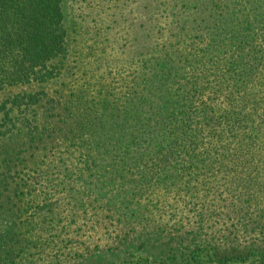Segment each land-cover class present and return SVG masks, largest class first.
I'll return each mask as SVG.
<instances>
[{"label":"rangeland","instance_id":"obj_1","mask_svg":"<svg viewBox=\"0 0 264 264\" xmlns=\"http://www.w3.org/2000/svg\"><path fill=\"white\" fill-rule=\"evenodd\" d=\"M60 6L66 50L50 76L0 88V102L17 96L4 107L13 125L0 111V155L19 162L10 264H264V0ZM219 90L215 116L236 104L249 116L235 135L192 130L159 165L161 130L127 147L133 125L179 120L183 103L195 125Z\"/></svg>","mask_w":264,"mask_h":264},{"label":"trees","instance_id":"obj_2","mask_svg":"<svg viewBox=\"0 0 264 264\" xmlns=\"http://www.w3.org/2000/svg\"><path fill=\"white\" fill-rule=\"evenodd\" d=\"M62 19L63 11L60 6V0H0V88L4 84L44 81L50 76L53 66L51 68L49 63L51 64V61L55 58L63 56L66 50V31ZM257 60L253 58L254 63H257ZM242 65L246 69L245 67L247 66L243 63ZM247 74L249 75L250 72H247ZM147 91L150 96H155L152 92L153 90ZM202 93V86L200 84L199 88H194L192 95L202 98ZM204 93L205 98L203 97V99L205 100L202 104L209 111H202L201 115H196L195 125H191L189 121L190 114L183 103L181 104L182 109L175 110V113L177 112L179 114V120H172L173 118L167 120L168 118L166 119V117L162 116L147 118L136 124L135 132H133V125L130 128L131 133L128 136L130 142L127 147L133 149L135 146L136 148L137 145H140L146 139V135L149 132L156 133L157 130H161V133L165 135V142L156 143L150 149L153 153L158 148L160 149L161 155L157 160V164L159 165L166 162L163 161V157L168 156L167 161H170L169 158H171L170 155L173 153L175 142L178 140L187 141V137L192 136V130L196 131L197 135H199L203 134L206 127L207 131L212 133V138H210L212 142L213 139L220 141L221 138L228 137L229 132L235 135L239 122H247L249 120V116L242 113L237 108V104L235 105V109L227 106L228 108L222 111V116H215L213 110L214 101H216V104L228 105V102L224 98V93L221 90L218 92L205 91ZM15 97L17 96H12L11 100H3L0 102V111L3 112L4 122L6 120L9 121V119L11 120L9 116H6V109L8 108L6 107L4 109V107L7 102L11 106L17 103ZM27 99L28 102L32 103L38 98L30 94ZM189 99L192 98L187 96L185 103H188ZM161 104L160 102L157 103L156 112L158 114L164 113ZM174 105L177 106V102L170 101V103H167L165 109H170ZM198 118H201V120ZM221 121H225V123L220 124ZM11 122L13 125L12 120ZM1 126H4V124L1 123ZM10 130L6 127L5 130H0V134ZM240 134L242 133L240 132ZM248 136H252V131ZM244 137L245 135H243ZM149 143L150 141L147 146L150 145ZM188 144L190 145L191 142ZM215 147L214 149L219 151L224 147V144ZM14 157L15 159H12V157L6 155H0V219L2 217L5 219L4 224L0 222V264H10L14 257L12 242L15 231H12L13 226L8 221L12 212L8 206H5V204L9 203L13 193V189L9 190L8 188L9 175H12L10 174L11 168L19 163L16 153ZM209 159L211 160V158ZM186 260L187 258H184V263L188 264L189 261L186 262Z\"/></svg>","mask_w":264,"mask_h":264}]
</instances>
